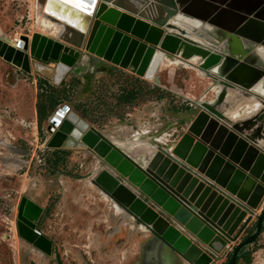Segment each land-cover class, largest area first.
Here are the masks:
<instances>
[{
	"label": "water",
	"instance_id": "water-1",
	"mask_svg": "<svg viewBox=\"0 0 264 264\" xmlns=\"http://www.w3.org/2000/svg\"><path fill=\"white\" fill-rule=\"evenodd\" d=\"M84 5L81 10L65 0H47L53 19L64 26L62 34L25 36L23 49L0 37V57L27 73L33 60L53 63L55 73L62 66L58 84L81 63L86 71L129 69L159 84L164 59L199 57L191 66L217 87L215 97L198 102L172 145L155 140L133 155L70 112L48 147L95 155L92 183L123 209L122 217L130 216L150 235L143 264H162L174 253L189 264H237L264 227V207L257 213L264 198V0H84ZM84 78L90 84L92 76ZM247 101L260 106L234 118L231 112ZM43 211L22 197L17 231L51 255L53 241L37 229ZM227 245L232 252L224 257Z\"/></svg>",
	"mask_w": 264,
	"mask_h": 264
},
{
	"label": "rangeland",
	"instance_id": "rangeland-1",
	"mask_svg": "<svg viewBox=\"0 0 264 264\" xmlns=\"http://www.w3.org/2000/svg\"><path fill=\"white\" fill-rule=\"evenodd\" d=\"M34 5L35 0H0V37L15 44L19 36L24 48L25 36L41 33L35 27ZM38 63L33 60L32 72L27 73L0 57V264H57L55 252L44 254L19 236L16 222L22 197L44 209L37 229L53 241L63 264H143L149 233L130 216L122 217L123 210L115 211L114 202L92 183L97 163L92 152L67 146L56 155L48 147L54 134L48 133L50 118L67 105L88 126L121 143L153 145L156 136L164 135L159 140L172 145L183 132L182 112L200 100L214 99L217 87L198 68L184 64L160 68L159 84L129 69L96 66L89 84L78 73H86L82 63L66 74L62 86L54 81L53 63H41L43 70L35 67ZM41 79L48 80L43 91ZM53 86L65 88L66 97L57 90L59 103L40 122L37 104L47 101L40 93H50ZM137 86L142 87L140 98L123 102V93ZM149 101L156 103V114L137 119L134 112ZM121 126L127 127L121 131ZM246 251L251 261L241 264L264 261V227Z\"/></svg>",
	"mask_w": 264,
	"mask_h": 264
},
{
	"label": "bare ground",
	"instance_id": "bare-ground-1",
	"mask_svg": "<svg viewBox=\"0 0 264 264\" xmlns=\"http://www.w3.org/2000/svg\"><path fill=\"white\" fill-rule=\"evenodd\" d=\"M46 5H47V0H41V3L39 2V0H35L34 7L37 11V17H36V21H35L36 26L35 27L39 28V31L42 34H46L48 36H53V37H59L60 34H62V32L64 30V26L62 23H59L53 19V16L54 17H57V16L55 14H53L52 11L48 10ZM15 41L16 42L14 45L16 47L23 49V47L21 46V38L19 36L15 39ZM18 43H20V44H18ZM199 60H200L199 57H195L191 61H186V62H183L178 58H174V59H167L166 58V59H164V61L161 64V69L162 68L165 69L166 67L169 68V67H172L174 65H182V64H184L187 68L195 69L191 65L197 66ZM35 67L38 70H42L44 68L40 64H37ZM64 72H65L64 67L60 66L57 73H55V75H54L55 76L54 81L59 82L61 80ZM92 73H93L92 70L86 71V73H84L83 76L84 77H89V76L91 77L93 75ZM200 74H202L201 71H200ZM259 105L260 104L257 102H251V101L250 102H248V101L242 102V104H240L241 107L239 106L237 109L233 110V112H231V115L234 118L242 117L245 114L253 113L258 108ZM64 108H66V107H64ZM65 111L67 113L68 108H66ZM67 115L68 114H65L64 111H61V114L59 116L64 117V119H65L67 117ZM55 122H57V126H61V124H62L60 121H58V119H56ZM114 140L117 142V144L122 146L127 152H129L133 155H136L137 153L143 152L144 150H148L150 148V145L146 144L145 142H136V143L127 145L126 143H123V142L121 143L117 139H114ZM113 204H114L113 207L116 209L115 211L120 212L121 210H123L115 202Z\"/></svg>",
	"mask_w": 264,
	"mask_h": 264
},
{
	"label": "trees",
	"instance_id": "trees-1",
	"mask_svg": "<svg viewBox=\"0 0 264 264\" xmlns=\"http://www.w3.org/2000/svg\"><path fill=\"white\" fill-rule=\"evenodd\" d=\"M48 83V80H39V86L40 88L42 89L43 91V87H45V85H47ZM60 85H65V81L63 80L61 82ZM51 87V86H50ZM138 88H136L135 90H131L127 93H123L124 96H122V101L125 102V103H132L136 100H138L140 97V93H141V86H137ZM57 90H61V89H57L53 86V88L51 89V92L48 93V94H45L44 92H41L40 93V99H42V97L46 96L47 97V101L46 102H38L37 104V112H38V117H39V120L40 122L45 119L48 114L54 110V108L57 106V104L59 103V99L57 97ZM64 92V96L66 97V89L64 88L63 90H61ZM54 152L56 153V155H58L59 153H61V149H54ZM62 153H65V152H62ZM245 253V252H244ZM244 257V255H243ZM238 264V263H237Z\"/></svg>",
	"mask_w": 264,
	"mask_h": 264
},
{
	"label": "crops",
	"instance_id": "crops-1",
	"mask_svg": "<svg viewBox=\"0 0 264 264\" xmlns=\"http://www.w3.org/2000/svg\"><path fill=\"white\" fill-rule=\"evenodd\" d=\"M107 71H110V70H107ZM211 81V80H210ZM193 103V101H192ZM191 103V104H192ZM195 106L192 105V107H189L186 111H183L182 114H184V117L186 116V119L188 117V115H190L191 113V110L194 108ZM156 103L155 102H147L146 104H144L143 106H141L140 108H137L136 111L134 112V116L137 118V119H141L143 118L144 116L146 115H155L156 112ZM167 123V122H166ZM127 127V126H126ZM124 126H121V131H123L124 128H126ZM100 131H104V130H100ZM106 132V131H105ZM108 132V131H107ZM106 134V133H105ZM109 134L108 136L111 137L112 139H118L116 136L114 135H111L110 133H107ZM135 136L137 135V133H133ZM166 134V133H165ZM182 135V133H181ZM180 135V136H181ZM164 135H158L156 136V139L159 140V138H165L163 137ZM179 136V138H180ZM158 137V138H157ZM178 138V139H179ZM177 139V140H178ZM120 140V139H119ZM177 142V141H176ZM89 152L91 153L90 151L88 150H85V154ZM149 235V234H148ZM248 251V250H247ZM245 251V253L242 254L241 258H239V261H238V264H241V262H250L251 261V255ZM244 255V257H243ZM262 260V259H261ZM162 264H189L186 260L182 259L181 257H179L178 255H176L175 253L174 254H171V256H169L168 258H163L162 259ZM262 264L264 261H260ZM158 264V260L156 262Z\"/></svg>",
	"mask_w": 264,
	"mask_h": 264
},
{
	"label": "built area",
	"instance_id": "built-area-1",
	"mask_svg": "<svg viewBox=\"0 0 264 264\" xmlns=\"http://www.w3.org/2000/svg\"><path fill=\"white\" fill-rule=\"evenodd\" d=\"M64 107H66V108H68V114L70 113V111H71V108L69 107V106H64ZM62 111V108L60 107V108H58L56 111H55V113L52 115V116H54V117H52V118H50V122H49V128H48V133L49 134H53V133H55L56 131H57V129L60 127V126H57V122H55V120L56 119H58V121H60L61 123H62V120L64 119V117H61V118H59L57 115H60V112ZM67 113H65V114H67ZM262 207H261V209L259 210V211H261L262 209H263V207H264V198H263V201H262ZM258 211V212H259ZM259 214V213H258ZM230 249H231V247L229 246V245H227L226 246V249L224 250V256L226 255V256H229V254L231 253V251H230Z\"/></svg>",
	"mask_w": 264,
	"mask_h": 264
},
{
	"label": "snow or ice",
	"instance_id": "snow-or-ice-1",
	"mask_svg": "<svg viewBox=\"0 0 264 264\" xmlns=\"http://www.w3.org/2000/svg\"><path fill=\"white\" fill-rule=\"evenodd\" d=\"M66 3H72L74 7L83 10L84 8V0H65Z\"/></svg>",
	"mask_w": 264,
	"mask_h": 264
},
{
	"label": "flooded vegetation",
	"instance_id": "flooded-vegetation-1",
	"mask_svg": "<svg viewBox=\"0 0 264 264\" xmlns=\"http://www.w3.org/2000/svg\"><path fill=\"white\" fill-rule=\"evenodd\" d=\"M56 251H58L56 248L53 250V252H56ZM59 252V251H58ZM60 253V252H59ZM61 256V255H60ZM55 259H56V254H55ZM61 260H62V258H61ZM56 262H57V260H56ZM57 264H58V262H57ZM62 264H63V261H62Z\"/></svg>",
	"mask_w": 264,
	"mask_h": 264
}]
</instances>
